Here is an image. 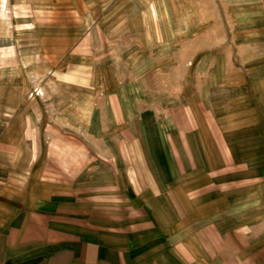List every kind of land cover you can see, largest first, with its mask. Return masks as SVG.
I'll use <instances>...</instances> for the list:
<instances>
[{"label":"crops","instance_id":"obj_1","mask_svg":"<svg viewBox=\"0 0 264 264\" xmlns=\"http://www.w3.org/2000/svg\"><path fill=\"white\" fill-rule=\"evenodd\" d=\"M9 2L0 264H264V88L243 104L142 108L134 81L46 53Z\"/></svg>","mask_w":264,"mask_h":264},{"label":"rangeland","instance_id":"obj_2","mask_svg":"<svg viewBox=\"0 0 264 264\" xmlns=\"http://www.w3.org/2000/svg\"><path fill=\"white\" fill-rule=\"evenodd\" d=\"M9 8L43 28L29 36L44 37L46 53L79 57L74 72L103 64L126 86L134 81L142 108L175 114L230 96L243 104L264 88V0H10ZM66 60L58 70H70Z\"/></svg>","mask_w":264,"mask_h":264}]
</instances>
